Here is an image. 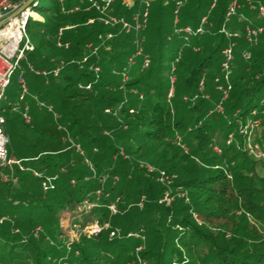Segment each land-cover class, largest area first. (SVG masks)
I'll list each match as a JSON object with an SVG mask.
<instances>
[{
    "label": "trees",
    "instance_id": "16d2710c",
    "mask_svg": "<svg viewBox=\"0 0 264 264\" xmlns=\"http://www.w3.org/2000/svg\"><path fill=\"white\" fill-rule=\"evenodd\" d=\"M211 1L186 0L180 6L179 24L196 25L204 14L209 19L206 31L185 45L174 31L175 0H151L144 28L145 51L150 59L147 67L142 66L141 57L131 65L127 63L134 46L125 32L108 39V46H101L98 56H91L79 67L70 60L80 57L84 45L90 40L97 42V34L108 29L98 20V11L94 7L86 9L87 0H66V7L81 5L80 10L71 12L63 11L59 0H32L33 12L42 18L29 17L26 24L34 43L21 60L29 71L25 78L29 92L20 99L19 91V103H7L0 110H15L16 119L46 135L48 147L34 155L18 156L6 128L9 151L20 159L23 168L13 165L15 180L0 177V216H5L0 221V263L53 264L51 258L61 257L60 264H137L135 249L144 241L126 233L143 229L147 240L139 254L147 264H264V236L246 216L249 213L264 219V175L256 167L257 162L264 161L234 143L226 145L216 139L218 127L225 136L238 119L245 122L257 112L263 120L259 140L264 149V28L256 44L249 43L244 35L249 20L264 26V17L245 0L226 22L228 29L239 32L233 37L232 67L242 73L231 77L232 88L224 101L226 111L230 114L238 109L237 115H231L227 122L217 111L207 113L210 102L204 96L193 105L179 97L182 92L197 91L203 75L204 82L209 78L215 82L216 74L205 75L221 62L222 49L228 42L220 28L230 0H216L210 8ZM255 1L264 4V0ZM139 7V0H134L130 8L123 0H114L111 12L130 17ZM89 17L94 20L87 22ZM65 25L69 26L59 37L69 44L58 46V29ZM243 51L250 53L249 63L243 61ZM177 56L180 58L175 61ZM61 59L66 63L57 75L36 73L28 66L29 62L36 69H51ZM172 61L176 63V82L168 98ZM90 63L97 64L99 70L91 69ZM124 69L128 78L122 80ZM87 83L89 88L84 87ZM28 98L31 103L26 102ZM26 103L31 115L28 121L21 112ZM191 129L194 147L189 150L185 132ZM66 131L83 152L63 139ZM176 133L185 147L177 142ZM216 142L220 151L215 149ZM73 151L79 155H73ZM140 160L176 173L173 184L186 188L191 201L182 196L168 204L158 202L166 186L156 180L157 172L147 171ZM32 169L57 173L55 187L44 192L40 177L33 175ZM2 171L10 172L7 167ZM101 186L103 192L96 197L94 191ZM116 196L123 210L110 214L107 204ZM141 197V206L134 203ZM84 198L98 203L90 211L77 214L81 226L94 218L109 224L98 233H83L66 249L58 238L59 212L67 209L74 214ZM234 208L241 213L237 219ZM228 217L230 227L226 226ZM209 221L216 225L210 228ZM115 228L123 233L110 237V230Z\"/></svg>",
    "mask_w": 264,
    "mask_h": 264
},
{
    "label": "built area",
    "instance_id": "2783aa9c",
    "mask_svg": "<svg viewBox=\"0 0 264 264\" xmlns=\"http://www.w3.org/2000/svg\"><path fill=\"white\" fill-rule=\"evenodd\" d=\"M21 1H15V0H0V106H1V100L4 98V91L7 85L10 82L11 75L16 70V68H21V60L25 57V53L27 51H30L34 48V43L28 36L26 32V24L29 19V17H35L33 15V9L31 7V2L24 8L18 10L15 14H12V12L17 9V7L23 2ZM66 0H59L61 4V9L65 12H71V11H78L81 8V5L79 3H74L70 7H66L65 4ZM88 4L85 7L86 9L90 7H94L98 12V19H100L104 24L111 25V26H117L120 31H123L125 33L132 34L134 36V41L137 44L135 50L128 55L127 57V63L131 65L136 60V57L140 56L142 59V66L147 67L150 63L149 54L144 53L142 51L141 47V41L142 38L140 37V32L146 27L148 18H149V10H150V4L151 0H139L140 7L136 10H134L130 17H127L123 14H116L111 11H109V6L113 3L114 0H87ZM186 0H175V7H174V31L181 37L183 40V43L185 45L190 44L191 39L195 35L202 34L206 31L207 24L209 23L208 14H204L201 16L200 21L198 24L193 25L191 23H184L179 24V8L184 4ZM249 7L251 9H256L259 16L264 17V4L261 2H257L255 0H245ZM216 0H212L210 3V8L214 6ZM124 6L130 8L134 5V0H123ZM242 5V0H230L226 11H225V18L224 22L221 25L220 31H222L225 36L228 39L227 44L222 49V59L220 62V70L221 74L217 75L215 77V87L220 92V98L216 102L214 108L210 109L209 112L212 111H219L223 112L224 110V101L228 98L230 89L232 88L231 84V69L234 59V47H235V40L233 39L234 36H238L239 32L236 30H230L226 26V22L230 19V17L237 13L238 9ZM36 12V11H35ZM38 13V12H37ZM37 18H42L40 14L38 13ZM92 18H88V21H91ZM251 20H249V23L245 24L244 27V35L251 44H256L258 42V35L264 28L262 25L258 24H252L250 23ZM69 25L60 26L58 29V38L56 41V44L58 46H64L67 47L69 42L63 40L59 37L62 29L64 27H67ZM111 36H113L112 32L102 33L99 32L97 34V42L95 41H88L85 45L88 49V53H83L82 59L80 60L81 63L89 61L90 57L97 53L99 48V42H104L107 39H110ZM243 55L245 57H250V53L248 51H243ZM179 56L176 57L175 61H177ZM74 59H71L73 61ZM175 61H172L171 63V73L169 75V88L167 91V97L170 98L174 93L175 88V82H176V75H175V69H176V63ZM65 63L60 60V63L52 67L51 69H36L34 68L33 64L28 62V66L31 70H34L36 73H42L47 74L49 72H52L54 75H57L61 68L63 67ZM89 67L93 70H99V66L95 63H90ZM22 69V68H21ZM23 69L22 71L17 75V80L20 85V93L19 98L23 99L26 94L29 92L27 81L25 79V76L23 75ZM122 80H125L128 78V72L124 69L121 72ZM82 86V84H79ZM204 77L202 76L198 83V90L194 91L192 94H183L182 99L186 102H188L190 105H192L195 100L199 96H207V94L204 93ZM84 87L89 88L90 83H87L84 85ZM40 105H44L48 108V110H52L51 106L46 105L43 101H38ZM106 111H109V108L105 109ZM22 117L25 121H28L31 118L30 111H29V105L26 103L22 109ZM5 116L0 113V177L2 179H10L11 177L13 180L16 178L12 175L13 171V165L18 164L20 168H23V166L20 163V159L16 158L12 153L9 151V144H10V137L6 130L5 126ZM68 137H64L67 140H70L71 145L77 147L81 152L83 150L81 149V146L78 142H75L73 139L70 138V135L68 131L65 133ZM177 142H179L183 147L184 144L181 143V136L180 134L176 133L175 135ZM215 149L218 150V146H215ZM7 167L9 168L10 172H3L2 168ZM148 170L153 171L155 170V167L152 165L147 166ZM33 175L40 177V185L41 189L46 192L49 189H52L55 187V180L58 177L57 173L54 174H47L44 173L41 170L32 169ZM167 174L164 170H159L158 173V179L165 185L168 184V180H166ZM74 182V180H72ZM103 186V185H102ZM99 187L95 189L94 195L96 197H99L102 192L103 188ZM105 194H108L106 192ZM181 196H183L185 199L188 198L185 192L179 193ZM174 198V195L172 194V191L169 187H166L165 191L162 193V195L158 198V202H165L170 203ZM118 197L115 200H110L108 202V207L111 213H114L117 211V201ZM98 202H96L95 199H89L84 198L79 205L77 206L76 210H74V214H72L70 211V230L67 231V234L70 235V232L76 231L77 235L80 233L78 231L79 226L81 225L77 219V214L84 211H90L94 206L97 205ZM5 218V216H0V221H2ZM88 222L84 224L83 226L86 227ZM82 226V227H83ZM97 228L98 224H97ZM40 229V226H37L35 228L36 231ZM110 234H119V228H115L110 230ZM128 234L134 235L135 237H141L144 238L143 233L139 232H131L129 231ZM72 243V242H71ZM67 244H69L67 242ZM142 244H138L136 248L141 247ZM70 247V246H69Z\"/></svg>",
    "mask_w": 264,
    "mask_h": 264
},
{
    "label": "rangeland",
    "instance_id": "374dc122",
    "mask_svg": "<svg viewBox=\"0 0 264 264\" xmlns=\"http://www.w3.org/2000/svg\"><path fill=\"white\" fill-rule=\"evenodd\" d=\"M154 4H155V2H153V4H152V9L154 7ZM108 9H109V11L112 10V4L109 6ZM98 14H99V12H98ZM98 14H97V18H98ZM89 18H92V20L88 21V19H87V22H92L94 20L93 17H89ZM98 20H100V19H98ZM107 26H108V29L106 31H102V33L112 32L113 36H111V38H113L116 35H118V34L123 32V31H120L117 26H111V25H107ZM144 32H145L144 29L140 32V37L142 38L141 47H142V51L144 53H148V52L145 51L146 37H145V33ZM130 38H131V41L133 43L134 50H135L137 44L134 41V36L132 34H130ZM107 40H105L104 42H99L98 51L94 55L98 56V52H99V49L101 48V46H108V44L106 43ZM84 47L85 48L83 50V53L86 54L89 51H88L86 45H84ZM83 53H82V55L80 57L72 58L74 60L71 61V62L77 63L79 65V67H81V65L83 63H81L80 60L82 59ZM137 58L139 59L140 56H138ZM242 58H243V61H245L247 63H249L251 61L250 57H245L243 55ZM69 60H68V62H69ZM61 61H63V63H66L65 59H61ZM58 63H60V60L55 65H57ZM55 65H53L52 67H54ZM21 68L23 69V72H22L23 75L25 76V78H27L29 76V74H28L29 71L25 68V66H23L22 62H21ZM21 68H16V70L11 75L10 82L7 85V87L5 88V91H4V95L5 96L1 100V106L2 105L5 106L7 103H17V104L19 103L18 93L20 91V88H19V82L17 80V75L22 71ZM94 71L96 72L97 70H94ZM206 71H207V75H205V77L206 76L207 77H211L214 74L220 75L221 74L220 63L218 62L216 65H214V67H212V68H210L209 70H206ZM245 71H248L247 67L245 68ZM241 73H242V70H239L238 67L237 68L236 67L235 68L232 67V69H231V77H233V76L234 77H238ZM203 77H204V75H203ZM206 78H205V80H206ZM231 84H232V81H231ZM203 91H204L205 94H207V96H204L205 97L204 100L206 102H210V104H208V106H207V113H208L210 109L214 108L216 102L220 98V95L218 94L217 89L215 88V82H213L212 78H209L208 83L205 82ZM183 94H184V92L180 93L179 97L181 98V96ZM26 102L27 103L28 102L31 103L30 98H28V101L26 100ZM171 106L173 107V103L171 104ZM178 108H181V106L179 105ZM226 108H227V104L224 103L223 112H219V111H217V112H219L218 114H221L224 117V119H227V122H228L231 115H233V116L237 115L238 109H235L234 111L230 112V114H229L226 111ZM0 113H2L7 119L6 128L8 129V131L11 134L12 145H13V148H15L17 150L16 154L18 156L34 155L39 150L48 147L47 142H46V139H47L46 135L43 132H41L39 129L34 128V127L33 128L32 127L29 128L26 124H23L21 121H19L18 118L16 119L17 112L15 110L10 109V110H8L6 112L4 110H0ZM207 113L205 115L206 118L209 117ZM173 114H175V111H174ZM256 114H257V112H252V115H254V117H252V118L251 117H246V119H245L246 121L245 122H243L242 120L238 119L237 120V124L234 125L233 129H230L225 136H224V133L221 132V128L218 127L217 131H216L217 132L216 133V135H217L216 139H218L219 142L225 141L226 145L234 143V144H236L238 146V148L245 149L252 157H254L256 159H262L264 161V149L262 148L260 140H259V136H260V132H261V128H262L261 124H262L263 120L261 119L262 117H260V116L257 117ZM217 117H219V116H217ZM190 128L191 127H188V129H190ZM235 133H238V135H236ZM192 135H193V130L192 129L185 132V136H186V138L188 140V144H189V150L194 147V142H193V139H192ZM63 136L66 137V138L68 137L66 134H64ZM64 137H63V139L70 143V140L69 139L67 140ZM70 138H71V136H70ZM216 143H217V146H218V150L217 151H220V149H221L220 148V144L218 142H216ZM70 145H71V143H70ZM73 155L78 156L79 154L76 151H73ZM140 161H141L140 165H144L146 167L147 171H150L147 168L148 164L155 167V171L157 172L156 180L159 181V182H161L158 179L159 170L166 171V174H167L166 180H168L169 182H168L167 185H165V184L164 185L171 189L172 194L174 195V199L176 197H182L179 194L182 191V192H185L186 195L188 196V198L185 199V200L186 201H191L190 198H189L190 195H189V193H188L186 188L180 187L178 185H174L173 184V181H174L175 177H177L176 173H174V172H172V173L170 172L169 173L165 168L159 167L156 164L147 162L145 160H143V161L140 160ZM256 167H257L258 173L264 175V163L257 162L256 163ZM37 170H40V169H37ZM117 197H118V199L116 201V203H117V211L114 212V213L110 212V214L122 213L123 209L120 208V206H119V202H120L121 199H119V196H116L115 199ZM115 199H113V200H115ZM142 202H143V197H141V199L139 201H135L134 203H137V204H139L141 206ZM234 209L235 210H234L233 214H235V218L237 219V218L240 217L241 213L239 212V210L237 208H234ZM63 210L66 211L67 215L61 216ZM189 211L192 213L193 217L197 218L196 220L199 223H203V221L200 220L199 217L196 216V212H194L192 209H189ZM59 213H60L59 214V224L61 226V233L58 235V238H60L59 240L62 243H65V248L66 249H68L69 246L71 247V242L75 241V240H78L83 233H86L87 235L98 233L100 230H102L103 228L107 227L108 224H109V221H107V220H105L103 223H101L99 220H97V218H94V220L88 222L86 227H84V226L82 227L81 225L79 226L78 231L80 233L78 235H77L76 231L70 232V235H69V234H67V231L70 230V223H71V221H70V212L67 209H61ZM246 216H247L248 220L250 221V223L253 224L255 226V228L264 236V219H262V220L256 219L253 215H251L249 213H247ZM221 221H222V219L219 220V221L217 220L216 222H221ZM228 221L231 222V218L228 217L227 218V223H228ZM97 224H98L99 229L97 228ZM207 224L210 226V228H212V227H214V225H216L215 223L210 222V221ZM226 226L230 227L231 224L228 223ZM142 230L143 229H141L140 231H131V232L142 233ZM128 232L126 233L127 236H134V235L128 234ZM121 233H123V232L119 228V234H121ZM115 235L114 234L113 235L110 234V237H114ZM142 239L144 241L142 243V246L135 249L136 250V254H137V260H136L137 264H147V261L144 260L139 254V251L142 250L143 248H145L146 240H147L146 235H144V238H142ZM67 242L69 244H67ZM176 243H177V241H176ZM54 246H57V244L55 243ZM57 247H59V246H57ZM60 258L61 257L51 258L52 263L53 264H60L61 263L60 262L61 261ZM65 263L66 262H64V264ZM0 264H2V263H0ZM128 264H132V263H128ZM173 264H177V263L173 262Z\"/></svg>",
    "mask_w": 264,
    "mask_h": 264
},
{
    "label": "water",
    "instance_id": "95a60500",
    "mask_svg": "<svg viewBox=\"0 0 264 264\" xmlns=\"http://www.w3.org/2000/svg\"><path fill=\"white\" fill-rule=\"evenodd\" d=\"M31 2V0H24L18 7L17 9H15L12 14H15L18 10L26 7L29 3Z\"/></svg>",
    "mask_w": 264,
    "mask_h": 264
},
{
    "label": "crops",
    "instance_id": "0c3cea01",
    "mask_svg": "<svg viewBox=\"0 0 264 264\" xmlns=\"http://www.w3.org/2000/svg\"><path fill=\"white\" fill-rule=\"evenodd\" d=\"M40 16L42 17V15H41V14H40ZM65 215H67V213H66V211H65V210H63V212H62L61 216H65Z\"/></svg>",
    "mask_w": 264,
    "mask_h": 264
},
{
    "label": "bare ground",
    "instance_id": "6f19581e",
    "mask_svg": "<svg viewBox=\"0 0 264 264\" xmlns=\"http://www.w3.org/2000/svg\"><path fill=\"white\" fill-rule=\"evenodd\" d=\"M33 15H34L35 17H38V13H34V12H33Z\"/></svg>",
    "mask_w": 264,
    "mask_h": 264
}]
</instances>
